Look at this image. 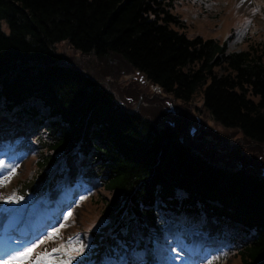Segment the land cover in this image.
Listing matches in <instances>:
<instances>
[{
	"label": "trees",
	"instance_id": "1",
	"mask_svg": "<svg viewBox=\"0 0 264 264\" xmlns=\"http://www.w3.org/2000/svg\"><path fill=\"white\" fill-rule=\"evenodd\" d=\"M175 1L0 0V116L17 109L40 117L46 137L32 184L41 192L54 159L95 149L88 172L100 181L102 215L114 217L112 227L132 219L155 225L158 200L193 223L236 226L239 264H264V176L209 162L192 140L123 109L55 50L65 42L81 55L118 57L173 100L200 96L216 124L264 146V40L228 52L226 41L190 36Z\"/></svg>",
	"mask_w": 264,
	"mask_h": 264
},
{
	"label": "rangeland",
	"instance_id": "2",
	"mask_svg": "<svg viewBox=\"0 0 264 264\" xmlns=\"http://www.w3.org/2000/svg\"><path fill=\"white\" fill-rule=\"evenodd\" d=\"M173 12L182 20L188 35L226 40L228 52L241 50L247 41L264 40V0H176ZM55 50L66 63L80 67L109 91L123 109L138 113L156 127L168 125L185 140H192L193 151L208 157L209 162L225 168L243 166L264 176V146L216 124L202 109L200 96L182 104L164 95L118 57L107 62L92 54L81 55L65 42L56 45ZM31 104L47 116V108L36 101ZM16 110L8 117L0 116V212L7 213L16 203L23 208L21 213L34 214L38 211L36 204L48 202L47 210L41 212V224L25 229L32 232V240H26L20 251L35 247L30 258L18 260L20 264H113V259L125 264H239L237 244L231 241L242 238L236 226L224 224V235L217 222L207 219L201 224L193 223L158 200L153 206L157 218L154 227L145 221L136 226L133 219L125 220L122 230L112 227L114 217L102 215L100 181L88 172L95 149L54 159L47 170L52 181L43 188L52 190L41 192L32 182L36 160L44 151V127L35 121L39 116L32 121ZM62 162L69 167V176L59 175L57 166L61 169ZM51 196H56L53 202ZM55 202L58 208L50 212ZM51 233L58 235L49 238ZM136 239L139 246L135 248ZM45 253L44 259H38Z\"/></svg>",
	"mask_w": 264,
	"mask_h": 264
},
{
	"label": "bare ground",
	"instance_id": "3",
	"mask_svg": "<svg viewBox=\"0 0 264 264\" xmlns=\"http://www.w3.org/2000/svg\"><path fill=\"white\" fill-rule=\"evenodd\" d=\"M55 199H51L53 202ZM52 206L48 209L50 212H55L58 208V204L51 203ZM48 202L46 201L43 204H36V210L34 214H29L28 212L21 213V206H18L16 203L13 204L8 210L7 213L0 212V234L2 238L0 240V264H9L12 261L13 256H17L21 253L19 251L20 246L23 242H14L12 234L16 231H19V235H15L14 238H23L25 233L32 234L30 230H25L28 226L36 227L39 226L42 221V211L47 210ZM25 230V231H24ZM14 264H20V261H15ZM26 264H29L27 262ZM49 264V263H41Z\"/></svg>",
	"mask_w": 264,
	"mask_h": 264
},
{
	"label": "snow or ice",
	"instance_id": "4",
	"mask_svg": "<svg viewBox=\"0 0 264 264\" xmlns=\"http://www.w3.org/2000/svg\"><path fill=\"white\" fill-rule=\"evenodd\" d=\"M54 235H58V233L49 234V238H51ZM43 242L44 241H40V243H43ZM34 247H35V245L33 247H30V248L22 251L19 255L13 256L12 257V261L9 262V264H14L15 261H18V260H20L22 258H30L31 253L34 251ZM61 250H63V249L62 248L61 249H55V251H61ZM46 256H47V253H45L44 256H41L38 259H44Z\"/></svg>",
	"mask_w": 264,
	"mask_h": 264
}]
</instances>
